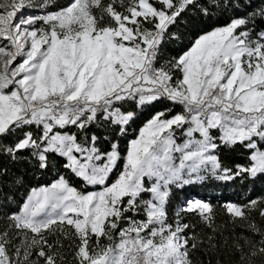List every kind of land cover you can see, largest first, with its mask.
<instances>
[{
    "label": "snow or ice",
    "instance_id": "obj_1",
    "mask_svg": "<svg viewBox=\"0 0 264 264\" xmlns=\"http://www.w3.org/2000/svg\"><path fill=\"white\" fill-rule=\"evenodd\" d=\"M0 158L24 167L0 168V264H255L264 196L223 205L228 236L173 199L264 182V0H0Z\"/></svg>",
    "mask_w": 264,
    "mask_h": 264
},
{
    "label": "trees",
    "instance_id": "obj_2",
    "mask_svg": "<svg viewBox=\"0 0 264 264\" xmlns=\"http://www.w3.org/2000/svg\"><path fill=\"white\" fill-rule=\"evenodd\" d=\"M230 13H225L221 16L219 13L214 17L219 23H223L227 16ZM199 27H203L202 24ZM183 30V29H182ZM174 47V46H173ZM150 116L149 111L143 112L139 119L136 121V124L133 125V128L138 127L143 121L148 119ZM93 131H96L98 135L103 137L106 133L110 132L108 128H94ZM122 146H124L122 142ZM222 159L226 164H232L234 162H242L241 156L239 152H231L224 151L222 154ZM7 167L9 169V178L15 176L19 172L24 171V167L21 165H13L6 158H0V168ZM54 173L48 175H41L37 179L33 177L31 173L26 177V183L28 185H36L38 183H44L46 181H50L53 177ZM5 183L11 187L10 181L5 180ZM22 194V193H20ZM18 194V196L20 195ZM264 196V182L257 181L255 184L251 182H243L240 180H236L235 182H228L225 184L224 182L219 181H208L203 185H191L187 186L182 191H178L173 199L174 210L175 206L182 204L186 199L189 198H199L203 201L210 202L214 211V220L217 228L224 232L225 236H228L235 232L236 234L244 233L247 234L244 230V221H240L235 228L229 221V218L224 210L223 205L227 202H235V203H245L248 199H256L258 197ZM14 207V205H13ZM252 219L255 220L257 224H264V221L261 220L258 212L252 213ZM188 222L196 225V230L201 234L207 232L208 230L204 227V225L199 221L198 217L189 215L187 216ZM3 221L0 220V227H3ZM213 258V264H215V259ZM204 260L205 264H207V257H201L197 254L194 257L195 264H200L201 260ZM237 257L232 255H226L224 257V264H236ZM255 264H264V258L256 257Z\"/></svg>",
    "mask_w": 264,
    "mask_h": 264
}]
</instances>
